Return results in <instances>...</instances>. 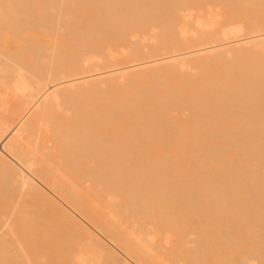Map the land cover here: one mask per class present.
Wrapping results in <instances>:
<instances>
[{
	"label": "bare ground",
	"instance_id": "6f19581e",
	"mask_svg": "<svg viewBox=\"0 0 264 264\" xmlns=\"http://www.w3.org/2000/svg\"><path fill=\"white\" fill-rule=\"evenodd\" d=\"M36 1L2 10L7 33L52 18L36 67L0 49L3 261L84 236L72 264H264V0Z\"/></svg>",
	"mask_w": 264,
	"mask_h": 264
},
{
	"label": "rangeland",
	"instance_id": "374dc122",
	"mask_svg": "<svg viewBox=\"0 0 264 264\" xmlns=\"http://www.w3.org/2000/svg\"><path fill=\"white\" fill-rule=\"evenodd\" d=\"M1 1H2V0H0V4H5V5H6L7 2H6L5 0H4L3 2H1ZM7 1H8V0H7ZM10 1H11V3H10ZM14 1H15V3L13 2V0H9L8 3H10V5L13 4L12 9H14L15 11H14V10H12V11H14V13H15V12L19 13V12H21L24 8H26L25 6H27V7H28V6H34V5H30V3L34 2L35 0H32V1H31V0H26L25 3H24V0H21V1L24 3V8H21V4H23L22 2H20V3H21L20 6L18 5V4H19L18 2H19L20 0H19V1H18V0H14ZM30 1H31V2H30ZM38 1L40 2L39 4H41L43 0H37L36 3H38ZM47 1H48V0H47ZM49 1H50V0H49ZM51 1H53V0H51ZM54 1H61V0H54ZM67 1H68V2H72V1H70V0H67ZM75 1H76L75 4H80L81 1H82V2H85V1H83V0H81V1L79 0L80 2H79L78 0H75ZM77 1H78V3H77ZM86 1H89V0H86ZM246 1H250V0H246ZM4 2H6V3H4ZM27 2H28V3H27ZM43 2H44V1H43ZM16 3H17V6H16ZM26 3H27L28 5H25ZM44 3H45V2H44ZM72 3H74V2H72ZM234 3L236 4V2H234ZM238 3H240V2H238ZM238 3H237V6L239 5ZM5 5L0 6V7L2 8V9L0 10V12L3 14V15L0 16V27L3 28V31H0V32H2V33H0V37H1V39H0V43H2V44H0V49H1V50H4V49H5V46H6L8 43H10V44H12V45H15V46H16V45H17V46H21V45L24 44L23 46L25 47V46H26L25 44H28V42L30 43V42L32 41L28 46L25 47V49L22 48L21 51H23V53L25 54V56H24L23 54H21V55H22L21 57H22V59H24V57H25V58L28 57V60H27V58H26V60L28 61L29 64H28V66H27V64H26V66H25L26 68L29 67V69H31L30 66H32V64H33L34 62H35V63H34L35 66H34V67H36V65H37L36 62H37L38 60H35V61H34L33 59H36V58L31 57V55H32V53H33V55L36 54V57H38V54H39V52L37 51L38 49H36L35 47H33L32 50H31V48L29 49V47H30V46L32 47V44H33V46H35V45L37 44V41L39 42L37 45H42V46L45 45L46 47H47V45H49V44H48V41L51 39L50 36L52 35V34H50L49 32H51L52 30H50V31L47 30V31H46L45 28H44V29L41 28V27H40L41 24H39V22H40V23H43V21H45V23H43V24H46V23H48L50 20L52 21V18L46 17V15H45V17H44V16H43V14H44L43 12H42V13H43L42 15L38 16V15L40 14V11H41V8H42V7H43V9L45 10V7H46V6H45V7L42 6L43 4H42V5H38V7H39L40 9H39V8H35V7H37V6H35V7H31V10H33L34 12H36L34 15H31V16L34 17V18L32 17V19H34L33 23H34V24H35V23L37 24V22L39 21V22H38V24H39L38 27H37V25H34L33 23H32V24H29V25H31V26H29L28 23L25 24V23H26V21H25L23 24L27 25L28 27H32V25H33V27H32V28H23V31H21V34L18 33L17 30H16L15 28H14L15 31H9V30H8V33H7V27H8L10 24H14V23H18V22H19V24H20V22H21L22 20H19V19H20V16L16 17L17 14H16V15H13L14 13L12 14V16H8V15H7V17H3V16L7 13L6 11H7V10H10V9H8ZM10 5H9V6H10ZM36 5H37V4H36ZM223 5H227V7H228V6L231 7V5L234 6L233 4H230V5H229V4H223ZM3 6H4V9H5V12H6V13H5L4 11H2V10H3ZM7 6H8V5H7ZM9 6H8V7H9ZM71 6H72V5H71ZM71 6H69V8H70ZM74 6H75V5H74ZM18 7H19V8H18ZM22 7H23V5H22ZM94 7H95V6H94ZM230 7H229V8H230ZM10 8H11V7H10ZM17 8H18V10H17ZM33 8H34V9H33ZM51 8H52V7H51ZM75 8H77V6H76ZM83 8H84V6H83ZM98 8H100V5H99V4H98L97 8H96V7L94 8V10H95V11H99ZM233 8H234V9H232L231 12H237V11H238V9H236V6L233 7ZM237 8H239V7H237ZM6 9H7V10H6ZM26 9H27V8H26ZM28 9H30V7H29ZM46 9H47V8H46ZM70 9H73V11H74V8L71 7ZM86 9H87V8H86ZM86 9H85V10H86ZM96 9H97V10H96ZM222 9H225L224 12L226 11V7H222ZM230 9H231V8H230ZM235 9H236V10H235ZM24 10H25V9H24ZM31 10H29L30 13L32 12ZM44 10H43V11H44ZM49 10H50V11H49ZM51 10H52V9H50V7L48 6V11H49L50 14H51ZM240 10H243V9L241 8ZM240 10H239V12H241ZM10 11H11V10H10ZM12 11H11V12H12ZM27 11H28V10H27ZM88 11H90V9H88ZM229 11H230V10H229ZM23 12H25V11H23ZM226 12H228V11H226ZM245 12H246V11H245ZM1 13H0V14H1ZM37 13H39V14H37ZM49 13H48V14H49ZM248 13H250L251 16H252V14H254V13L257 14L256 11H254V9H252V8H250V10H249V9L247 10V15H248ZM32 14H33V13H32ZM45 14H46V13H45ZM35 15H37L36 17H39L40 19L38 20V18H36ZM51 15H52V14H51ZM41 16H42V18H41ZM48 16H49V15H48ZM2 17H3V18H2ZM29 17H30V16L27 15V18H29ZM43 17H44V18H43ZM51 17H52V16H51ZM5 18H6V20H5ZM11 18H12V19H11ZM24 18H25V17H24ZM27 18H26V19H27ZM30 18H31V17H30ZM30 18H29L28 20H30ZM46 18H47V19H46ZM48 18H49V19H48ZM9 19H10L11 21H10ZM22 19H23V17H22ZM32 19H31V20H32ZM35 19H36L37 22L35 21ZM42 19H44V20H43V21H40V20H42ZM24 20H25V19H24ZM31 20H30V21H31ZM47 20H48V21H47ZM7 21H8V22H7ZM50 23H51V22H50ZM43 24H42V25H43ZM6 25H7V26H6ZM4 26H5V27H4ZM43 26H44V25H43ZM39 27H40V29H39ZM4 29H6V30H4ZM29 29H30V30H29ZM32 29H33V30H32ZM35 29L37 30V32L35 31ZM42 29H43V30H42ZM25 30H27V31H26V32H28L27 34H26ZM40 30H41V31H40ZM4 31H5V32H4ZM30 31H31V34H29ZM32 31H34V32H32ZM44 31H45V32H44ZM9 32H10V34H9ZM24 32H25V33H24ZM35 32H36V33H35ZM41 32H42V34H41ZM22 33H24V34H22ZM45 33H46L47 35H46ZM18 34L22 35V37H23V36L27 37V38H24L25 40L27 39V40H26L27 42H26V43H25V42L23 43V41H25V40H24L23 38H21V37H20V39H21V40H20V39L18 38ZM39 34H40V35H39ZM95 34H96V35H97V34L99 35L98 32H96ZM6 35H7V37H6ZM8 35L10 36V39H9V36H8ZM30 35H32L33 37H32V36L30 37ZM35 35H37V36L35 37ZM39 36H40V37H39ZM95 37L97 38V36H95ZM98 37H99V36H98ZM31 39H32V40H31ZM38 39H39V40H38ZM97 39H98V38H97ZM22 40H23V41H22ZM47 40H48V41H47ZM33 41H34V42H33ZM44 41H45L46 43H44ZM98 41H99V40H98ZM40 42H41L42 44H41ZM49 42H50V41H49ZM116 42H117L118 44H122V43H124V42H121V40L116 41ZM43 43H44V44H43ZM98 43H99V46H101V45H100V41H99ZM98 43L96 42V44H95L96 47H97V44H98ZM23 46H22V47H23ZM42 46H41V47H42ZM49 46H50V45H49ZM27 47H28V49H27ZM44 48H45V47H44ZM97 48H98V47H97ZM27 50H28V51H27ZM29 50L32 51L31 54H30V51H29ZM33 50H34V51H33ZM35 52H36V53H35ZM27 53L30 54V55H27ZM26 55H27V56H26ZM23 56H24V57H23ZM29 56H30V57H29ZM39 56H40V55H39ZM30 58H31V59H30ZM38 59L40 60V57H39ZM30 60H31V61H30ZM27 61H26V62L24 61L23 64H24V63H27ZM32 61H33V63H32ZM30 63H32V64H30ZM1 66H2V65H1ZM34 67H33V68H34ZM0 69H2V68L0 67ZM34 70H36V68H34ZM0 78H2V77H0ZM3 79H4V78H2V80H3ZM2 80H1V82H0V93H3V92L5 91V89H7V84H6V82H4V80H3V81H2ZM2 82H3V83H2ZM1 91H2V92H1ZM5 94H6V96H4L5 101L7 100V101H6V104H7L6 106L9 108V112L11 111V114L8 113L7 110L2 109L3 107H1V109H0V113L2 112L1 110L6 111V112H7V115H5V114H4V115L7 116V117H6V118L8 119L7 122H9V119H11V116H12V110H11L12 108H11V107H13V104H15V103H16L15 101H17V100H14L13 97L9 96V94H7L6 91H5ZM9 97H10V98H9ZM8 99H9V102H8ZM11 103H12V104H11ZM1 104L4 106V103H0V106H2ZM8 104H9V105H8ZM10 105H11V106H10ZM16 105L19 107L18 102H17ZM17 106H14V109H13V110H15V109H16V110H17V109L19 110L20 107L17 108ZM15 107H16V108H15ZM8 108H7V109H8ZM19 111H20V110H19ZM4 113H5V112H4ZM14 113H16V112L13 111V114H14ZM17 113H19V112H17ZM9 114H10V118H9ZM17 115H18V114H17ZM0 116L2 117V114H0ZM13 116H14V115H13ZM13 116H12V117H13ZM1 120H2V119H1ZM10 121H11V120H10ZM12 121H13V119H12ZM1 123L3 124V121H2ZM4 123H6L5 118H4ZM10 124H12V122H11ZM10 124L8 123V125H10ZM6 125H7V124H6ZM1 126H2V125H1ZM3 127H4V131H5V132L9 131V128H8V129H5V125H4ZM7 127H8V126H7ZM1 129H2V127H1ZM0 133H1V130H0ZM3 133H4V132H3ZM0 136H1V134H0ZM21 137L24 138L23 136H21ZM5 138H6V140H8L7 138H10V137H7V136H1V139H0V140L6 141ZM11 138H12V137H11ZM11 138H10V139H11ZM12 139H13V138H12ZM19 139H20V137H19ZM27 139H29V137L27 138V137L25 136L24 141H26ZM21 141H22V139H21ZM22 142H23V141H22ZM145 154H146V153H143L142 155H145ZM146 155H148V154H146ZM132 218H133V217H131V219H130L131 221L134 220V218H133V219H132ZM130 220H129V221H130ZM134 221H135V220H134ZM16 237H17V236H16ZM21 237H22V236H21ZM23 237H24V236H23ZM23 237H22V239L28 242V243L26 242V244H28L27 246L24 245L25 247H29V246L31 247V246L33 245V243H34V244H35V243L37 244V243H38L37 241H42V240H37V237L39 238V236H37V237H36V236H27V237H31V239L34 237L32 240H35V241H32V242H31V240H30V243H29V240L26 239L27 237L25 236V239H24ZM54 237H55V238H54ZM57 237H58V238H57ZM60 237H62V238H60ZM74 237H75V238H74ZM83 237H84V236H83ZM83 237H81V236H73V237H72V236H50V237H49V236H43L42 238H43V239H46V240H43L42 242H40V243H41V246H40V245H39V246H40V247L44 246L43 248H41V250H42V251H41V254H42V252L45 253V252H47L48 250H50V251H48V253H47L48 255H46V256H49V255H52V253H55V254H53L54 257H56V254H57V257H58V256H59V257H58V259H57V257L54 258L53 255H52V257L54 258V261L52 260L53 258L50 259L51 256H49L50 258H47V257H46V259H47L46 261H49V260H50L51 262L53 261V262H55L56 264H63V262H66V260H67V263H68V264H72V263H73V262H72L73 260H72L71 258L74 257V254L72 255L73 251H76L77 246H80V248H81V246L85 243V241L87 242V240H86L85 238H83ZM96 237L103 238V236H96ZM173 237H175V238H173ZM173 237L171 238L172 240H173V239L175 240L176 238H178V237H176V236H173ZM17 238L20 239V236L17 237ZM52 238H53V239H52ZM59 238H60V239H59ZM66 238H67V239H66ZM73 238H74V239H73ZM80 238H81V240H80ZM82 238H83L84 240H83ZM40 239H41V238H40ZM56 239H57V240H56ZM65 239H66V241H65ZM72 239H73V240H72ZM77 239H78V242L81 243L80 245H78L79 243L76 242ZM62 240H63L65 243H64ZM67 240H68V242H67ZM172 240H171V241H172ZM176 240H178V239H176ZM20 241H21V240H20ZM59 241H61V243H60ZM21 242H23V241H21ZM43 242H45V243H43ZM49 242H51V243H49ZM58 242H59V243H58ZM174 242H175V241H174ZM31 243H32V244H31ZM40 243H39V244H40ZM62 243H63V244H62ZM73 243H74V245L72 246ZM76 243H78V244L75 245ZM171 243H172L171 245L174 244L173 241H172ZM23 244H25V243L23 242ZM30 244H31V245H30ZM36 244L33 245V246L31 247V248L34 247V249H31L30 247H29V249H31V251L34 252ZM60 244H61V245H60ZM37 245H38V244H37ZM68 245H69V246H68ZM39 246H37V247H39ZM47 246H48V247H47ZM50 246H51V248H50ZM52 246H54V248H53ZM58 246H59V247H58ZM71 246H72V247H76V248H75V249H74V248L72 249ZM242 246H243V245H238V249H239V247H240V249H241ZM40 247H39V248H40ZM45 247H47V249H45ZM39 248H37L38 251H39ZM162 248H163V247L160 248V246H159V249H158V250L161 252V251L164 249V248H163V249H162ZM26 249H27V248H26ZM29 249H28V250H29ZM43 249H45V250H43ZM52 249H53V250H52ZM68 249H69V250H68ZM28 250H27V251H28ZM54 250H55L56 252H54ZM60 250H61V251H60ZM63 250H64V251H63ZM51 251H52V252H51ZM167 251H169V250L167 249ZM170 252H171V251H170ZM175 252H178V253H179V251H175ZM29 253H32V252H30V251L28 252V255L31 257V255H32L33 253H32V254H29ZM35 253H36V254H35ZM39 253H40V251H39ZM161 253L164 254V253H166V252H164V250H163ZM168 253H169V252H168ZM34 254L37 255V256H40V254H38L37 252H34ZM66 254H67V255H66ZM0 255H1L2 257H4L2 254H0ZM8 255H9V254H8ZM43 255H44V254H43ZM43 255H41L42 257H40V258H44ZM61 255H62V256H61ZM64 255H65V256H64ZM32 256H33V255H32ZM69 256H70V257H69ZM170 256H171V257H170ZM172 256H173V255L170 253L169 258H170V259H171V258H174V257H175V254H174V257H172ZM178 256H179V255H178ZM2 257H0V264H3V263H4V264H7L5 261H3V259H4V260H6V259H10L11 256L9 255V258H8V257L5 258L6 256H5L4 258H2ZM35 257H36V256H35ZM63 257H64L65 259H64ZM189 257H190V256H189ZM191 257H194V256H191ZM206 257H207V255H206ZM206 257H205V261H206L207 259L211 260V259L209 258V257H211V256L207 257V259H206ZM33 258H34V256H33ZM60 258H61V260H59ZM166 258H168V257H166ZM169 258H168V259H169ZM177 258H178V257H177ZM177 258H176V260H175V259H171V260H173V261L175 260L176 262H179L180 264H182V263H183V264H187V263H189V261H188L189 258H187L188 260L186 259V262H185V260H183L184 262L179 261L180 258H179V259H177ZM182 258H183V257H182ZM182 258H181V259H182ZM196 258L199 259L200 257H196ZM196 258H195V259H196ZM211 258H212V257H211ZM11 259H13V258L11 257ZM30 259H32V257H31ZM63 259H64V261H63ZM183 259H184V258H183ZM236 259H237V260H236ZM15 260H16V259H14V263L10 260L11 264H16V263H15ZM18 260H19V259H17L16 261H18ZM35 260H36V259H33V261H32L31 263H32V264H39V262H37V261H40V264H42V262H45V264H46V263L50 264L49 262L42 261V259L40 260L39 257H38V260H36V261H35ZM71 260H72V261H71ZM171 260H170V261H171ZM177 260H178V261H177ZM209 260H208V263H209ZM223 260H226V259H224V258H223V259H220V261H218V262H219L220 264H228V263H224V262H226V261L223 262ZM234 260L236 261V263H234V264H237V261H239L238 258H234L232 261L234 262ZM6 261H8V260H6ZM30 261H31V260H30ZM59 261H60V262H59ZM61 261H63V262L61 263ZM69 261L72 262V263H70ZM193 261H194V259H193ZM199 261H200V262H203L201 259H199ZM19 262H20V260H19ZM19 262H17V264H19ZM35 262H37V263H35ZM53 262H52V263H53ZM181 262H182V263H181ZM197 262H198V261H197ZM200 262H198V263H200ZM67 263H64V264H67ZM173 263H175V262H173ZM179 263H178V264H179ZM192 263H193V262H192ZM192 263H191V264H192ZM208 263H205V264H208ZM8 264H9V263H8ZM20 264H22V263L20 262ZM43 264H44V263H43ZM102 264H103V262H102ZM104 264H105V263H104ZM106 264H109V263H106ZM110 264H111V263H110ZM193 264H197V263L195 262V263H193ZM212 264H213V263H212ZM214 264H215V263H214ZM216 264H218V263H216Z\"/></svg>",
	"mask_w": 264,
	"mask_h": 264
}]
</instances>
